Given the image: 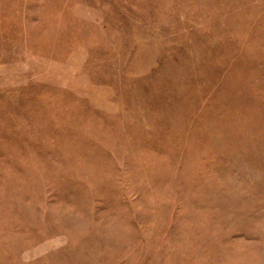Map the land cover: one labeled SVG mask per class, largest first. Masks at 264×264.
Returning <instances> with one entry per match:
<instances>
[{"label": "rangeland", "instance_id": "374dc122", "mask_svg": "<svg viewBox=\"0 0 264 264\" xmlns=\"http://www.w3.org/2000/svg\"><path fill=\"white\" fill-rule=\"evenodd\" d=\"M0 264H264V0H0Z\"/></svg>", "mask_w": 264, "mask_h": 264}]
</instances>
